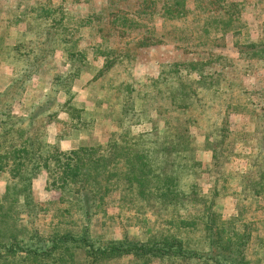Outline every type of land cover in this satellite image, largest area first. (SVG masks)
Returning <instances> with one entry per match:
<instances>
[{
    "label": "trees",
    "instance_id": "trees-1",
    "mask_svg": "<svg viewBox=\"0 0 264 264\" xmlns=\"http://www.w3.org/2000/svg\"><path fill=\"white\" fill-rule=\"evenodd\" d=\"M64 1L55 8L47 0L35 6L37 13L30 18L44 26L36 34L40 42L27 45L17 39L24 34L16 32L15 40L9 45V57L24 63V68H20L19 74L15 72V79L8 82L15 85L41 76L42 69L53 61L61 47L62 61L58 66L62 69L55 71L48 82L50 92L65 97L63 108L70 117L65 128L87 130L84 136H88L98 123L105 126L108 123L109 137L102 145L80 143L75 148L61 150L45 141L36 129L38 118L46 115L54 102L46 101L17 114L14 103L6 101L7 94L0 92V175L8 176L0 209L11 210L17 204L20 212L36 217L32 186L45 173V189L58 192L59 202L74 207L79 219L86 223L95 214L106 212V200L115 190L120 194V207L136 212L153 209L157 219L164 213L167 217L159 224L162 228L143 225L145 240L124 236L98 242L91 240L86 231L74 236L69 230L57 232V227L47 238L36 230L24 231L19 240L14 235L11 241L0 240V259L19 256L32 264H71L73 251L82 250L89 264L126 256L138 264L154 261L257 264L248 253L253 243L256 250H264V235L254 234L250 222H240L237 216L242 211L228 220L223 218L216 200L228 195L237 200L241 195L251 204L261 200V207H255L264 208V131L253 137V145L246 144L247 134L239 135L244 138L240 141L242 148L241 152H235L233 146L237 141L228 124L230 113L227 112L216 131L205 132L204 141H197L199 118L192 111L206 104L199 91L226 80L219 66H215L218 56L210 50H199L208 41L193 42L194 48H190L191 38L178 34L186 43L181 49L184 57L162 65L157 76L149 79L146 90H136L132 82L116 83L107 77L115 62H122L133 47L164 44L165 35L175 36L176 32L166 30L163 24L184 18L189 11L223 9L226 14L208 17L204 23L217 26L214 33L222 37L217 39L223 41L228 33L235 36L227 29L239 20L234 12L228 11L236 8L235 4L228 0H193L190 9L187 0H135L131 5L127 4L128 0H106L104 6L95 9L92 0H83L84 8L78 11L65 7ZM82 9L90 12L81 13ZM156 23L162 24L161 34L155 30ZM84 29L88 31L86 37ZM206 32L211 33L210 29ZM113 37L118 39L115 48L108 46ZM83 41L89 43L85 48L78 46ZM237 45L241 57H264V39ZM219 46L215 43V47ZM1 51L0 58L4 59ZM194 51L200 54L195 56ZM188 55L192 57L187 58ZM96 59H102L103 64L92 74L90 84L92 88L93 84L101 86L95 95L89 93L88 99L94 101L100 110L98 114L87 111L71 93L74 82L90 73L94 68L91 62ZM11 86H8L10 91L14 88ZM47 96L45 92L41 97ZM41 97L36 99L37 104L42 102ZM138 128L142 130L135 132ZM205 152L210 154L209 159L205 158ZM255 155L260 159L251 163ZM232 158L243 159L245 165L233 169ZM5 202L10 206L5 207ZM239 203L235 204L236 210ZM71 208L57 209V218L72 215ZM197 232L201 244L192 245L186 236Z\"/></svg>",
    "mask_w": 264,
    "mask_h": 264
},
{
    "label": "rangeland",
    "instance_id": "rangeland-1",
    "mask_svg": "<svg viewBox=\"0 0 264 264\" xmlns=\"http://www.w3.org/2000/svg\"><path fill=\"white\" fill-rule=\"evenodd\" d=\"M44 1L45 0H0V49L3 50L1 51V56H4V59L0 58V92L7 94L6 101L14 103V110L17 114H23L26 110L34 109L35 105L41 106L46 101L54 102L48 107L47 112H45L46 115L40 119L38 118L36 129L38 135L45 141L51 145H56L61 150V141L58 142L61 139L67 140L68 144L70 143V146L65 145V148L68 149L75 148L80 143H85V145L105 144L110 132L108 123L106 126L102 123H98L88 136H84L87 130H67V128H65V125L70 119L63 108L65 97L61 94H57L55 91L50 92L52 88L48 82V78H50L55 71L60 72L62 69L61 66H58L62 61V55L60 53L61 47H58L53 61H49L48 65L42 69L43 74L41 76H33L32 79L26 82L16 83L15 85L8 82L15 79L14 75H16V73L19 74L20 68H24V63H19L13 57H9L11 54L9 45L15 40L17 31L24 34V37L19 36L17 38L18 41L24 40L27 45L34 44L35 41L36 43H38V41L40 42L41 38L37 40L36 34L41 33L44 26L30 17L37 13V11H34L35 6L43 4ZM47 1H49L50 7L55 8L63 3L64 0ZM81 1L83 0H80V3L78 0H65L64 6L79 11L80 8H84ZM105 1L106 0H92V3L95 9H99L105 5ZM187 1L188 8L192 9L193 0ZM228 1L235 4L236 7L232 11H228L234 12L235 16L239 18L233 26L227 28L229 32L236 34L235 36H231L230 33H228L229 35L224 37L223 41L217 39L222 38L220 35L217 37L214 33V29H216L217 26L213 24H211V26H206L204 23L207 21L206 18L208 17L226 14L223 9L214 11L196 9L193 12L189 11L184 18L166 21L163 24L166 30L172 31V33L176 32L175 36L171 34L165 35L162 39L164 44L160 43L149 46L133 47L130 49L131 53L129 56L124 58L122 62H115L114 67L107 73V77L111 78L116 83L122 80L132 82L136 90H146L149 79L157 76L162 65L172 61L182 60L184 56L182 55L181 49L186 46L182 38H184L185 35L189 36L192 40V43L189 44L190 48H194L193 42H199L200 40L201 43H204L208 41L207 45L200 46L201 48L199 50H203L202 52H209L207 50H210L215 57L218 56L219 62H217L215 66H219L226 80L218 85H213L207 90L199 91L203 103L207 105L205 104L204 107L192 111V114L199 118L198 129L200 131L196 133V138L199 143H202L204 141L203 134L205 132L216 131L228 112L230 113L228 116V124L235 133L234 137L237 141V144L233 147L235 152L238 153L241 152L242 148L240 141L244 139L239 135L247 134L248 137L245 139L246 144L253 145V137L258 135L257 133L264 131V57L260 59L241 57L236 47V44H238L237 46H243V44L258 42L264 39V0ZM131 3L135 4V0H128L127 4L131 5ZM214 8L215 6L211 7V9ZM24 10H26V12L20 14V18H18L17 14L22 13ZM89 12L90 11L85 9L81 10V13L87 14ZM163 27L162 24L156 23L155 30L157 34H161ZM203 28L207 29L206 31L208 32L210 29L211 33H207ZM85 31L86 29L83 30V34L86 37V32L88 31ZM178 34L183 35L181 38L182 40L180 39L181 35ZM206 34L209 36H205ZM6 35L7 37H5ZM176 36H178L179 39H176ZM199 36L200 38L198 39ZM117 40L116 37H113L108 46L115 48L118 46ZM212 40L221 46L215 47V43ZM56 44H58V41L55 45ZM87 44L89 43L83 41L78 46L85 48ZM192 50L194 49H190L189 51ZM193 53L194 55L195 53L200 54V52L195 51ZM190 56L188 55L187 58ZM102 64V59L92 60L91 66L94 68L90 70L89 74L83 76L81 80L75 81L71 89L74 100L80 103V105H83L87 111L95 112V114H98L100 110L94 105L93 100L88 99V95L89 93L95 95L101 84H93L92 88L90 80L92 74H94L95 70L100 68ZM8 86L14 88L10 91ZM45 92L48 96L43 99L41 96ZM97 96L102 97V94L97 93ZM40 97L43 100L37 104L36 99ZM15 100H19V103L15 102ZM227 106H229L228 109L226 108ZM258 128L262 130L254 132ZM141 130L142 128H138L135 132H140ZM249 134L251 135L249 136ZM53 139H56V141L52 142ZM229 140L230 138L227 141ZM245 152H248L247 148ZM209 155L208 152L204 154L206 159H209ZM253 158H255V160ZM259 159V156H252L251 163L256 160L259 161ZM232 160L234 165L233 169L245 165L243 159L232 158ZM207 163L209 164V162ZM205 177L206 181H208V175ZM7 179L8 176L6 174L0 175V201L4 193ZM45 182L46 175L42 173L32 186V198L38 210V215H36V217H29L25 215V213L20 212L18 208L20 205L17 204H15L14 208H11V210H6L5 208L0 209V240H2V243L11 241L13 235L19 240V235L22 237L24 231L32 233L30 231L36 230L40 236L47 238L55 227H57V232L69 230L74 236L86 231L91 240L93 239L98 242L119 240L124 236L136 240H145L146 228L143 227V225L146 227L155 226L162 228V225L159 224L162 218L167 217V213H164L157 219L156 215L152 213L154 211L153 209H143L142 211L136 212V209H128L125 206L120 207V194L115 190L110 193L106 200V212L95 214L91 220L86 223L79 219L74 207L71 208L67 202H59L58 192L45 189ZM232 186L235 187L234 184H232ZM208 188L209 186H205V189ZM243 201L245 200L241 195L237 196V200L235 197L228 195L225 198L217 199L216 206L221 207V213L226 220L232 216H237L236 214L242 211L243 213L237 216L240 222H250L254 234L259 233L263 236L264 208L257 210L255 207V205L260 206L262 204L261 200L252 204L248 203V201ZM236 202H240L238 210L235 208ZM4 206L9 207L10 204L5 202ZM60 208L62 210L71 208L72 215L64 214L62 218H57V209ZM186 237L192 245L196 243L201 244L198 232L189 233ZM253 245L254 243L251 245V249L248 253L250 258L257 264H264V250L259 248L256 250ZM82 253V250H74V257H70L71 264H89L90 261L84 258ZM170 262L154 261L151 264H170ZM0 264L32 263L19 258V256H14L0 259ZM95 264L138 263L131 256H126L120 259L116 258L99 261ZM172 264L199 263L174 261Z\"/></svg>",
    "mask_w": 264,
    "mask_h": 264
},
{
    "label": "crops",
    "instance_id": "crops-1",
    "mask_svg": "<svg viewBox=\"0 0 264 264\" xmlns=\"http://www.w3.org/2000/svg\"><path fill=\"white\" fill-rule=\"evenodd\" d=\"M58 134H60V133H58ZM56 141V139H53V141L52 142H55ZM61 141V143H60V147H62V150H69L68 148H65V145H69L70 146V143L68 144L67 143V140H63V139H61V140H59L58 142H60Z\"/></svg>",
    "mask_w": 264,
    "mask_h": 264
}]
</instances>
